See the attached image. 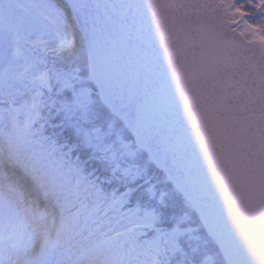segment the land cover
<instances>
[{
	"label": "snow or ice",
	"instance_id": "obj_1",
	"mask_svg": "<svg viewBox=\"0 0 264 264\" xmlns=\"http://www.w3.org/2000/svg\"><path fill=\"white\" fill-rule=\"evenodd\" d=\"M0 264H264V0H0Z\"/></svg>",
	"mask_w": 264,
	"mask_h": 264
}]
</instances>
